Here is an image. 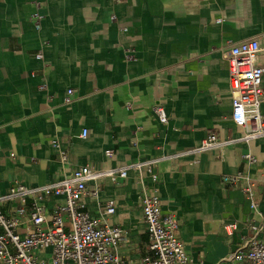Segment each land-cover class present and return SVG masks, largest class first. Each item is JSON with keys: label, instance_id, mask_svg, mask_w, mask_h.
Segmentation results:
<instances>
[{"label": "crops", "instance_id": "0c3cea01", "mask_svg": "<svg viewBox=\"0 0 264 264\" xmlns=\"http://www.w3.org/2000/svg\"><path fill=\"white\" fill-rule=\"evenodd\" d=\"M248 39L264 48V0H0V195L15 182L44 184L81 165L154 160L157 181L129 170L87 182L89 192L98 187V196L83 198L92 215L114 203L106 220L125 230L120 256L137 261L147 246L139 204L146 192L175 217L192 264H236L225 258L249 240L248 222L264 215V136L239 140L222 58ZM257 61L264 65V49ZM209 133L231 141L193 153ZM235 173L253 178L258 212L222 181ZM63 200L52 197L46 207Z\"/></svg>", "mask_w": 264, "mask_h": 264}, {"label": "built area", "instance_id": "2783aa9c", "mask_svg": "<svg viewBox=\"0 0 264 264\" xmlns=\"http://www.w3.org/2000/svg\"><path fill=\"white\" fill-rule=\"evenodd\" d=\"M263 49L260 41L248 39L232 45L222 54L228 64L231 120L242 130L239 138L242 141L264 136V115L260 110L264 101V65L257 61ZM41 57V53L36 55V58ZM72 93L73 89L69 88L63 98L65 103L72 101ZM153 110L158 121L166 124L168 116L163 106L156 104ZM81 131V137H86L88 130ZM230 141L220 140L215 133H209L192 152L197 154L225 146ZM244 158L250 163L255 161L250 153ZM58 159L66 163L67 153L60 151ZM154 163V160L135 161L103 170L87 164L40 185L15 182L6 194L0 195V264H192L191 256L178 237L177 221L172 213H162L158 195L143 192L139 201L148 243L137 261L118 253L121 243L126 242V233L122 227L107 223L106 217L116 210L113 201H106L99 208V216L92 215L83 202L88 193L98 196V187L90 192L87 190L89 180L109 177L115 181L119 177L126 178L129 170L138 173L144 170L153 181H157ZM222 181L238 186L249 206L258 212L254 201V180L249 174L225 175ZM56 196L63 197V202H56L48 209L47 201ZM27 200L29 208L25 206ZM10 201H18L19 206L13 208L11 214H6L1 208ZM247 226L251 230L249 240L225 260L236 264H264V215H261L260 223L248 222ZM227 227L232 229L236 224ZM19 228L24 231L19 232Z\"/></svg>", "mask_w": 264, "mask_h": 264}]
</instances>
